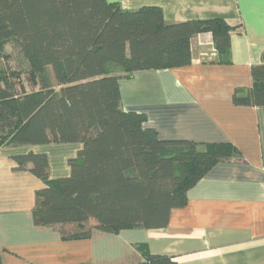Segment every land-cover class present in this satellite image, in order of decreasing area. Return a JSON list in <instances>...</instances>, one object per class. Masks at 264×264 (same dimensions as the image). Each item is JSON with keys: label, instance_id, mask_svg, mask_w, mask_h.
I'll return each mask as SVG.
<instances>
[{"label": "trees", "instance_id": "1", "mask_svg": "<svg viewBox=\"0 0 264 264\" xmlns=\"http://www.w3.org/2000/svg\"><path fill=\"white\" fill-rule=\"evenodd\" d=\"M232 29L222 17L167 23L159 7L108 0H0V63L11 43L28 64L25 80L0 67V146L82 144L64 177H50L46 153L14 156L44 182L34 223L58 226L64 239L166 227L187 191L238 149L160 138L144 113L124 109L119 80L191 63V39L203 32L228 61ZM252 75V87L235 90L236 105L264 106V54ZM139 248L142 264H178Z\"/></svg>", "mask_w": 264, "mask_h": 264}, {"label": "crops", "instance_id": "2", "mask_svg": "<svg viewBox=\"0 0 264 264\" xmlns=\"http://www.w3.org/2000/svg\"><path fill=\"white\" fill-rule=\"evenodd\" d=\"M108 1L125 10L159 7L167 23L227 19L233 27L228 61L203 32L191 39V63L136 71L119 88L124 109L144 113L160 138L229 142L238 152L187 191L166 227L94 229L88 238L64 239L58 226L34 223L44 182L18 168L14 156L46 153L50 177H64L82 144L0 146V264H142L141 244L178 264H264V106L233 102L236 89L253 86L252 67L262 63L264 0Z\"/></svg>", "mask_w": 264, "mask_h": 264}, {"label": "rangeland", "instance_id": "3", "mask_svg": "<svg viewBox=\"0 0 264 264\" xmlns=\"http://www.w3.org/2000/svg\"><path fill=\"white\" fill-rule=\"evenodd\" d=\"M0 67L8 71V74H12L13 72H18L21 75V78L25 80L26 71L28 69V64L23 58L20 51L13 47L11 43L6 45L5 48V58L2 63H0ZM49 75L54 77L52 69L48 70ZM56 82V81H55ZM28 90L30 87L26 84Z\"/></svg>", "mask_w": 264, "mask_h": 264}]
</instances>
